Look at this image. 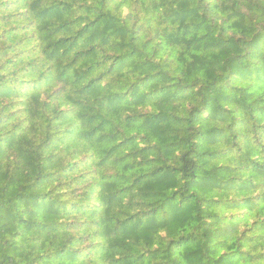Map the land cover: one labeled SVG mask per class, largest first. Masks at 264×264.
I'll list each match as a JSON object with an SVG mask.
<instances>
[{
    "label": "trees",
    "instance_id": "obj_1",
    "mask_svg": "<svg viewBox=\"0 0 264 264\" xmlns=\"http://www.w3.org/2000/svg\"><path fill=\"white\" fill-rule=\"evenodd\" d=\"M0 264H264V0H0Z\"/></svg>",
    "mask_w": 264,
    "mask_h": 264
}]
</instances>
